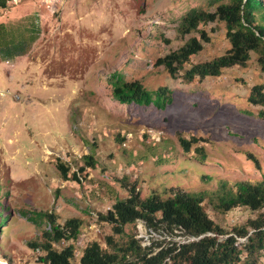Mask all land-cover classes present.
<instances>
[{"label":"rangeland","instance_id":"1","mask_svg":"<svg viewBox=\"0 0 264 264\" xmlns=\"http://www.w3.org/2000/svg\"><path fill=\"white\" fill-rule=\"evenodd\" d=\"M230 1L11 0L0 9V24L28 42L25 56L0 57V204L8 218L1 228L0 264H39L41 251L28 244L39 243L48 226L25 219L35 212H51L60 225L81 221L72 264H79L91 242L106 249L112 231L98 214L127 197L133 184L141 199H165L172 190L202 194L209 218L228 231L256 216L243 207L223 212L215 196L222 182L234 190L236 182L264 178V120L257 116L261 107L247 101L250 89L264 82L256 53L245 66L185 82L182 74L192 64L230 47L224 23L212 22L200 27L209 42L176 77L155 65L198 36L178 32L187 10L214 11ZM112 74L138 81L152 98L166 88L173 102L164 110L120 104ZM179 138L196 142L184 151ZM87 156L92 167L85 165ZM57 163L68 169L67 180ZM124 230L139 239L136 222ZM149 230L142 237L147 244L186 237L177 230ZM257 264H264V250Z\"/></svg>","mask_w":264,"mask_h":264},{"label":"trees","instance_id":"2","mask_svg":"<svg viewBox=\"0 0 264 264\" xmlns=\"http://www.w3.org/2000/svg\"><path fill=\"white\" fill-rule=\"evenodd\" d=\"M11 0H0V9L7 8ZM256 14L260 20L256 18ZM222 22L229 49L220 57L210 61L192 64L182 74L185 82L206 77H218L223 69L233 66H245L250 60L251 52L256 53L257 63L264 73V4L262 0H231L220 3L214 11L196 7L187 10L180 19L178 32L191 36L175 51L156 60V66H163L168 74L176 77L178 72L190 62V58L200 52L203 43L209 42L207 33L200 29L202 25ZM24 38L18 40L0 24V57L4 60L24 56L27 53ZM111 86L113 97L120 104L153 106L164 110L173 102L171 91L159 88L152 95L138 81H123L122 77L112 74ZM247 101L260 106L257 116L264 120V82L250 89ZM196 140L179 138L184 151H188ZM85 165L93 166L91 157L87 156ZM62 179H68V169L61 163L56 164ZM83 169V168H82ZM73 180H78L76 174ZM139 191L133 185L128 188V195L117 198L106 213L98 214L99 221L110 225L112 235L105 237L106 249L94 241L86 245L80 255L79 264H257L260 253L264 250V178L257 182L239 181L235 189L227 187L225 182L219 185L215 193L217 208L223 212L235 207H243L256 213L244 225L234 226L230 231L223 229L209 218L202 206L203 195H194L183 190H172L171 195L162 199L153 194L141 199ZM6 207L0 204L1 228L5 226ZM25 219L34 224H47L42 231L39 243H29L31 249H39L42 255L39 264H72L75 257L73 243L79 236L81 221L78 218L57 224L51 212H35ZM138 220L154 232L171 234L180 231L184 236L200 237L197 241L178 243L170 240L152 241L143 247L141 240L134 235H126L124 227ZM114 236L121 238L117 241ZM123 237L125 239L123 240ZM244 238V242L239 239ZM68 242L61 249L55 243Z\"/></svg>","mask_w":264,"mask_h":264},{"label":"built area","instance_id":"3","mask_svg":"<svg viewBox=\"0 0 264 264\" xmlns=\"http://www.w3.org/2000/svg\"><path fill=\"white\" fill-rule=\"evenodd\" d=\"M136 226H137V230L139 232V239L141 240V245L143 247L149 246L150 243H145L143 242L144 238L148 237L151 234V231L145 226L144 222L138 220L136 222ZM150 233V234H149ZM144 237V238H142ZM200 237H191V236H186L185 240H182L178 243H188V242H193V241H197ZM149 240V239H148ZM240 242H244L245 239H239Z\"/></svg>","mask_w":264,"mask_h":264},{"label":"crops","instance_id":"4","mask_svg":"<svg viewBox=\"0 0 264 264\" xmlns=\"http://www.w3.org/2000/svg\"><path fill=\"white\" fill-rule=\"evenodd\" d=\"M25 56V55H24ZM19 57H22V56H19ZM19 57H14V58H19Z\"/></svg>","mask_w":264,"mask_h":264}]
</instances>
